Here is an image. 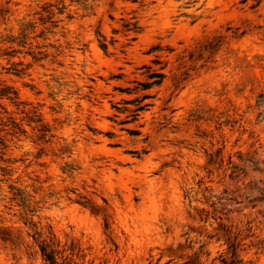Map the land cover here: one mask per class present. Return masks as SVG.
<instances>
[{"label": "rangeland", "instance_id": "1", "mask_svg": "<svg viewBox=\"0 0 264 264\" xmlns=\"http://www.w3.org/2000/svg\"><path fill=\"white\" fill-rule=\"evenodd\" d=\"M254 3L0 0V91L17 93L0 97V264H44L42 243L71 264H264ZM145 65L165 79L120 124Z\"/></svg>", "mask_w": 264, "mask_h": 264}, {"label": "trees", "instance_id": "2", "mask_svg": "<svg viewBox=\"0 0 264 264\" xmlns=\"http://www.w3.org/2000/svg\"><path fill=\"white\" fill-rule=\"evenodd\" d=\"M244 2L248 0H243ZM255 3L253 4V7L258 6L261 2L264 0H254ZM125 30L126 31H134L138 32L140 27L138 26V23L136 21L134 22H126L124 24ZM101 47L103 49L107 48V44L105 42L101 43ZM143 68L146 69L145 74H146V80L145 81H138L135 80L134 82L136 85L131 88L127 87L124 89H120L122 92H127L128 94H139L133 99H126L123 100V103L126 105L123 108L117 107V105H114L115 108L119 112H129L130 114L127 116L126 120H123L120 122V124H125V123H130V122H135L139 119L140 113L142 111H145L148 109L150 106H152L151 102H146L148 99L154 98L153 94L149 93V90H151L154 87H157L162 84V82L165 79V73L160 71V70H153L151 66H143ZM9 88H3L0 91V97H6L10 100H14L16 98V92H11L9 91ZM10 94H14L15 96L12 97ZM132 104L134 105V108L129 109L127 105ZM5 126L3 119L0 117V131H2V127ZM130 134L132 135H138L140 131L138 129H126ZM1 142V141H0ZM210 163L215 162L213 159V156H211ZM256 200H263L264 199V192L260 194V196L255 198ZM233 250V255L236 253V245L232 244L229 246ZM41 252L43 259L45 261L44 264H71L70 261H59V254L61 253L60 251L56 250L53 245L48 244V243H42L41 245ZM224 263V260H223ZM242 264L241 261H232L230 264ZM226 264V263H225Z\"/></svg>", "mask_w": 264, "mask_h": 264}]
</instances>
